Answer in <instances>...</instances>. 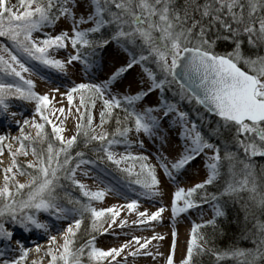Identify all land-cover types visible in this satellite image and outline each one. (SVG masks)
I'll list each match as a JSON object with an SVG mask.
<instances>
[{
  "label": "snow or ice",
  "instance_id": "obj_1",
  "mask_svg": "<svg viewBox=\"0 0 264 264\" xmlns=\"http://www.w3.org/2000/svg\"><path fill=\"white\" fill-rule=\"evenodd\" d=\"M84 4L88 6L87 16L82 14L77 17L76 9ZM190 6L186 2L181 13L174 0H18L16 5L11 0H0V37L11 41L14 49L13 51L0 46V50L8 56L6 59L4 55H0V116L9 113V100L16 98L34 101L35 112L45 122H32V126L37 129L36 138H33L25 134L24 126L29 121L24 120L23 125H20L21 136L15 138L20 141L21 155H28L24 141L31 142V154L36 157V161L28 163L27 168L35 169V174L27 173L31 177L30 181L27 184L15 183V193L10 191L9 182H14L15 176H9L8 173L13 168L18 171L20 168L15 159L17 153H12V166L5 169L4 186L0 188V240L10 242L13 235L4 227L5 218L25 231L37 229L47 233L49 224L42 223L37 218L43 212L57 220L72 218V222L64 230L62 250L57 249L54 253L49 248L47 252L51 257V264H85V256L88 261H95L96 264L108 261L109 258L119 264L116 258L128 244L105 251L96 247V236L93 234L84 245L76 246L77 233L85 215L91 219V232L103 234L101 230L106 213L111 214L112 223H115L119 212L114 208L98 210L92 206V201H102L106 192L114 189L106 186L98 191L88 190L76 175L82 166L94 164L95 161L86 159L83 152H77L74 157L71 150L80 136L84 137L85 147L97 142L99 147L94 151L98 153L99 159L130 178L129 186L139 185L143 190L141 195H160V181L155 166L147 163V156L128 152L117 158V154L112 151L114 146L122 143L129 148L132 146L128 141V133L133 130L132 125L138 135L143 133L153 140H159L163 147L167 142V133L162 128L161 118L153 113H162L165 119L171 116V127L177 129L178 138L182 141V150L176 159L169 162L162 152L157 157L170 180L176 182L182 170L197 158H205L206 179L188 189L178 187L174 192V218L201 207L198 201H202L211 203L213 219L207 225L215 227L216 218L225 215L220 204L221 198L243 199L245 194L249 204L264 213V166L258 172L254 160L256 157L264 158V55L245 56L241 49L243 40L240 39L242 35H246L250 46L264 45V0H205L202 5L197 4L191 12ZM196 13H199V20L195 18ZM61 18L71 20V33L61 31L51 35L44 32L46 28H54ZM205 18L209 21L207 28L202 24ZM82 24L92 26L81 29ZM215 25L230 34L223 38L231 39L235 44L232 52L217 54L214 51L215 41H210L206 32ZM105 29L109 30L107 35L103 31ZM35 33L42 35L35 37ZM113 41L124 47L125 51H128L129 45L139 48V54L129 52L130 59L127 64L117 68L101 84L80 83L68 90L66 95L68 103L72 104L73 93H79L81 105L85 107L86 100H90L93 107L96 99L102 100L101 127L116 108H121L124 113L123 121L117 118L114 133L96 134L92 127L93 117L86 114L83 117L86 123L77 125V135L65 141L61 135L63 129L54 124L48 115H44V110L50 103L49 95L36 93L34 81L27 79L24 74L39 72L41 66L43 69L64 74L66 66L73 61L83 63L87 71L92 63L87 57L82 58L81 49H91V54L94 55L96 49L107 48ZM69 45L76 54L69 56L66 61L55 58L52 54L61 49L66 50ZM29 61L35 63L29 66ZM146 62L155 65V71L145 66ZM136 64L141 65L147 76V88L122 98L112 95L111 86ZM6 77H12V80L8 81ZM173 85L177 86L174 95L179 96L180 101L194 102L210 117L217 119L204 121V117L198 116L204 121L198 124L189 118L187 112L179 109L178 103H169L163 98V93ZM157 90L161 93L158 106L148 107L142 112L137 111V102ZM86 93L90 95L86 96ZM106 93L109 98H105ZM59 111L62 113L63 109ZM15 115V112L11 113V116ZM124 122H128V126H123ZM45 124H51L52 134L55 141L59 142V147L54 146V142L45 132ZM4 139V136H0V141ZM213 140L219 142L214 143ZM37 143L40 144L39 149L36 147ZM139 144L143 147V141H139ZM209 152L211 155H208ZM137 163L139 171H135ZM83 175L101 184L104 182L99 175L89 177L87 171ZM61 180L70 181L76 186L87 198L86 202L67 198V203L72 207L61 203L58 195V189H64ZM221 180L222 190L209 197L207 187L217 185ZM24 189H27L26 195L22 191ZM136 207V200L127 204L129 210ZM164 210L160 208L150 215L145 212L139 215L142 218L147 215V219L154 221ZM144 222L141 219L140 223ZM203 226L206 225L193 224L187 255L182 264H195L194 258L206 251L215 257L216 264L228 260L235 261V264H264V223L257 221L255 225L256 231L252 236L254 247L222 251L203 247V244L209 243L199 232ZM175 235L173 232V250ZM133 239L137 244L140 243L138 237ZM55 240V236L50 237V241ZM17 244L20 246V257L2 259L0 264H21L28 250L20 241ZM146 246L147 242L140 245L141 248ZM3 255L0 252V257ZM167 264H173L171 255L167 258Z\"/></svg>",
  "mask_w": 264,
  "mask_h": 264
},
{
  "label": "rangeland",
  "instance_id": "obj_2",
  "mask_svg": "<svg viewBox=\"0 0 264 264\" xmlns=\"http://www.w3.org/2000/svg\"><path fill=\"white\" fill-rule=\"evenodd\" d=\"M11 3L16 5L18 4V0H11ZM87 12V4H84L82 7L76 9L77 17L82 14L87 16ZM71 23V20L61 18L56 23L54 28H46L44 29V32L51 35L59 34L61 31H69V33H71ZM91 26V24H82L80 25V28L85 29ZM40 35L42 34H34L35 37H39ZM0 46L7 47L14 51L11 41H9L6 37H0ZM52 54L55 56V58L65 61L69 56L75 55L74 50L70 45L66 50L61 49L59 51L53 52ZM0 55H4L5 58L8 59L7 54L2 50H0ZM85 57H87L92 63V67L87 71L85 70V66L83 63H81L80 61H73L72 64H68L66 66L67 70L64 74L57 73L54 70L43 69L42 66L39 72L33 71L24 74L27 79H31L34 81V91L36 93L40 95H49L50 103L48 108L44 110V114L48 115L49 119L52 120L54 124L63 129L61 135L64 137L65 141L70 139L72 136L77 135V125L86 123V119H83L86 114L92 115V127L95 129L96 134H100L102 132L106 133L105 123L101 127L100 121V113L103 109L102 100H96L95 107L92 106V102L90 100H86L87 108L85 111H83V107L80 102V94L73 93V102L72 104H69L66 95L67 91L70 90L73 86L80 83L101 84L103 81L107 80L108 77L117 68L125 66L130 59L128 53L114 41L109 44L107 48H100L94 55L91 54ZM33 63L35 62H28L29 66H31ZM6 80L11 81L12 77H6ZM147 86V76L141 65L136 64L132 69L126 72L117 82H115L111 86L110 91L112 95H115L118 98H122L125 95H135L137 92L145 90ZM56 88H58L59 91H54V89ZM105 98H109L108 93L105 94ZM160 100L161 93L159 92V90L152 92L148 96L144 97L143 100L137 102L136 110L142 112L148 107L155 108L156 106H158ZM9 104L11 106L18 105L19 107H23V110L19 114L15 115V124L13 125L9 126L6 124H2L0 118V136L5 137L3 141H0V145L3 147L1 149L2 153L0 154V188L4 186L5 169L12 166L13 152L17 153L15 159L20 166L19 171L16 168H13V171L11 173H8L9 176H15V181L9 182V188L11 191V186H13V184H27L29 182L28 178L20 173L27 170L28 163H34L36 161V157L31 154L32 144L30 141H24L25 150L28 152V155L25 156L19 153L20 141L15 138L21 136L20 125H23L24 120L27 119L29 121V124L24 126L25 134L36 138L37 129L32 126V122H45L41 120L40 115L35 112L34 101L29 102L11 98L9 100ZM59 109H63V112L61 113ZM153 115H157L161 118L162 128L167 133V142L163 147H161L159 140H153L143 133H140L138 135L133 128V130L128 133V141L132 146L129 148L122 143L120 145L114 146L112 148V151L117 154V158H119L120 155L127 154L128 152H131L133 155L137 156H147V163L155 166L156 175L160 181L158 188L160 195L154 197L141 195L140 193H142L143 190L139 187V185L131 184V186H129L130 178H127L128 180H126L117 176L111 170V168L96 160H92L95 161L94 164L82 166L81 169L77 171L76 178L81 183L85 184L87 189L90 191L102 190L106 186H110L114 189L113 191H107L102 201H92L93 207L97 208L98 210L114 208V210L117 211V207L122 206L125 211L124 214L115 217V223H112L111 214L106 213L105 223L103 224V228L101 230L103 234L99 232L96 235L95 244L97 248L104 249L105 246H102L100 244V241L106 239L112 242L118 234H127L131 236L134 234L140 239V243H136L132 251L141 248L140 245L145 244L148 238L152 240L154 239L153 237L157 239H159L160 237H165L168 239L167 243L164 246H155L153 249L154 253L159 254L158 260L155 264H167V258L169 255L173 257V264H182V261L186 258L187 255V247L188 242L191 238V230L193 224L202 225L212 220L213 208L211 203H201V207L193 208L188 212L182 213L174 218L172 214L173 194L178 187L188 189L193 187L195 184L202 183L206 179L207 169L205 168V158L203 156L197 158L193 163L187 166L186 169L182 170L179 173L176 182L170 180L164 173L163 168L160 166L157 157L162 152L165 156H167L169 162L176 159L182 150V141L178 138L177 129L171 127V116L165 119L163 118L162 113H153ZM17 122H19V125L17 124ZM45 125L48 127L49 132L52 134L51 124ZM139 141H143V147L140 146ZM54 144L59 147V142L55 141ZM208 155H211V152H209ZM85 171L88 172L89 177H95L98 175L101 176L104 181L103 184L99 183L95 179L86 178L83 175ZM135 171H139V163L136 164ZM189 176H195L198 181H196L194 184L187 183V178ZM114 191H116L117 193L119 192V194L121 195L119 200L113 198L112 192ZM134 196L139 198L141 197L157 200L158 202H156V204L152 207L153 210L160 208L165 209L162 214H166L167 218H165L164 220L161 214V216L157 218V220H154L151 225L152 229H154V233L151 232L150 235L140 236V234L134 232L132 230L133 228L129 226L130 220L138 215L136 209L129 210L127 208V204L134 199ZM108 197L110 199L113 198V202L109 199V202L106 205V200L108 199ZM37 218L40 220V222L49 224L50 232L48 233L50 235L49 237H45L39 241V245L37 246L39 250H36L35 252L28 250V254L21 262V264H51V257L47 255V252L49 248H51L54 253L57 251V249L62 250L61 246L63 244L64 230L67 228L68 224L72 222V218H69L68 220H57L54 216H50L47 213L43 212L39 213L37 215ZM176 221H178L179 223H177ZM121 223H123V227H121ZM109 225L111 226L109 227ZM4 227L13 235L10 242L0 240V252L4 253V255L0 257V260L17 259L21 255L20 246L17 244V241H20L26 249L28 240H30L27 235L30 231H25L18 224L14 223H6L4 224ZM33 230L40 232V230L37 229ZM155 230H159V232L155 234ZM183 231H185L186 247L180 249L178 248V240ZM173 232H175L176 234L174 250ZM51 236L56 237V240L54 242L50 241ZM24 237H26L25 241H21V238ZM85 259L87 260V256H85ZM109 260L100 261L99 264H108ZM90 264H96V262L92 261L90 262Z\"/></svg>",
  "mask_w": 264,
  "mask_h": 264
},
{
  "label": "trees",
  "instance_id": "obj_3",
  "mask_svg": "<svg viewBox=\"0 0 264 264\" xmlns=\"http://www.w3.org/2000/svg\"><path fill=\"white\" fill-rule=\"evenodd\" d=\"M186 2L191 5L189 8V11L191 12L197 4L202 5L205 2V0H195V3H193V0H174L175 6L181 11V13H183V9ZM195 18L198 20L200 19L199 13H196ZM202 24H204L205 27L207 28L209 24L208 19L205 18L202 21ZM103 31L105 32V35H107L109 30L105 29ZM96 35L98 36L99 34ZM206 35L210 41H215L214 51L217 54L229 53L232 52L233 49L235 48V44L231 39L223 38L224 36L230 34L227 33L224 29L220 28L219 25H215L211 27L210 30L206 32ZM240 39L243 40L241 49L245 56L255 57L256 55H264V45H260L257 47L250 46L247 42L246 35H242ZM127 47H128V51L126 52L128 53V55L129 52L135 55L139 54L140 51L139 48H134L130 45ZM122 48L124 49V47ZM97 51L98 49L95 50V53H97ZM91 52H92L91 49H81L82 58L91 55ZM74 53L76 54L75 50ZM145 66L152 68L155 71V65H153L151 62H146ZM241 67H243V65H241ZM176 90H177L176 85H173L171 89L166 88L163 93V98L166 99L168 102L178 103L180 109L184 112H187L190 119L195 120L198 124L203 123L204 121H214L217 119L215 117H210L199 105H196L194 102L188 103L187 100L180 101L179 96L174 95V92ZM85 95L88 96L90 95V93H86ZM96 100L101 101L100 99H96ZM82 107H83V111H85L87 108V106L86 107L82 106ZM112 112H113L112 116L110 118H106L107 121L105 123L106 133H114L115 129L117 128V123H116L117 118L123 121L124 113L122 112L121 108L113 109ZM198 116L204 117V121H201L198 118ZM123 126H128V122H124ZM132 127L134 128V125H132ZM44 130L45 132L48 133L49 138L53 142H55L53 134L49 132V129L46 125ZM118 138L119 137H117V139ZM213 142L218 143L219 141L213 140ZM54 146L58 147L55 144ZM36 147L37 149H39L40 144L37 143ZM98 147L99 144L97 142H93L88 147H85L84 137L80 136L77 139V144L71 150V154L75 157V154L77 152H83L85 153L86 159L96 160L100 163H103L107 165L109 168H111V170L117 176L128 180L124 176V174L117 172L114 166L106 163L104 160L99 159L98 153L94 151V149ZM2 148L3 147L0 145V154L2 153L1 151ZM254 160L257 165V171L259 172L260 167L264 166V158L256 157L254 158ZM74 164L75 161L73 162V166ZM24 173L25 174L22 175L26 176L30 181L31 177L27 173H32L34 175L35 169L27 168V170ZM61 183L64 185V189H58V195L61 197V203L65 204L68 207H72V205L67 203V198H71L73 200L78 199L86 202V199L82 196L79 189L76 186L72 185L70 181L61 180ZM222 185H223V180H221L217 185L208 186L207 193L209 194V197L212 193L219 194V191L222 190ZM11 191L15 193V184L11 186ZM22 191L26 195L27 189H24ZM16 199H20V197H16ZM198 202L200 204L204 203L202 201H198ZM220 204L223 208L225 215L216 218L215 227H213L212 225H207V223H205L202 225H206V226H203L199 229V232L202 233L209 241V243L207 244H203V242L201 241L203 247L205 249H215L216 251H222L229 248L249 249L254 247V245L252 244V236L256 231L255 225L257 224V221L264 223V213H262L259 209L252 207L249 204V202L247 201L246 194L243 199L222 197L220 200ZM6 223L12 224L10 220L5 218L4 224ZM98 233L99 232L97 233L91 232V219L88 215H85L81 229L77 233L76 246L79 247L81 245H84L86 241L91 238V235L95 234L96 236ZM194 259H195V264H216L215 257L211 254V252L208 251H206L205 254L201 256L195 257ZM85 264H90V262L85 259ZM221 264H235V261L228 260L221 262Z\"/></svg>",
  "mask_w": 264,
  "mask_h": 264
},
{
  "label": "bare ground",
  "instance_id": "obj_4",
  "mask_svg": "<svg viewBox=\"0 0 264 264\" xmlns=\"http://www.w3.org/2000/svg\"><path fill=\"white\" fill-rule=\"evenodd\" d=\"M22 110H23V107H19L18 105L17 106L12 105L9 108V113L7 115L0 116L1 123L9 125V126L15 124V122H14L15 116L14 117L11 116V113L15 112L16 114H19ZM196 181H198V180L195 176H189L187 178V183L194 184ZM112 195H113L114 199H118V200L121 197L119 192L117 193L116 191L112 192ZM113 198L110 199L108 197V199L106 200V205L108 204L109 199L113 202ZM133 200L137 201V207L135 209H136V212L138 215L130 220L129 226L133 228L132 230L134 232L140 234V236L150 235V233L154 231V229H152V227H151L153 220L147 219V215H150V214H152L158 210V209L153 210V208H152L156 204V202H158V201L154 200V199H147V198H141V197L139 198V197H135V196H134ZM117 212H119V215H122V214H124L125 211H124L122 206H118ZM141 212H145L147 215L142 218L139 215V213H141ZM162 218L165 220V218H167L166 214H162ZM141 219L145 220V222L143 224L140 223ZM176 222L179 223L178 221H176ZM115 228H121V227H115ZM48 232H50V231H48ZM48 232L45 233L42 230H40V232L36 231V230L30 231L29 234L27 235L30 240H28V243L26 245V249L35 252L37 250V246L39 245V241L45 237H49L50 234ZM157 232H159V230H155V234ZM104 235H105V233H104ZM134 237H136V235H134V234L132 236L127 235V234H118L114 238V241L110 242L109 240L103 239L102 241H100V244L102 246H105L103 249L105 251H107L111 248H120L122 245L128 244V247L125 248L124 251L121 253V255L116 258L117 261H119V264H155L158 260L159 254L154 253V250H153L154 247L155 246H157V247L158 246H164L168 241V239L165 237H163V239L155 238L152 240H150V238H148L146 241L147 242L146 247L139 248L135 251H132L133 247L136 244V241L133 239ZM25 239H26V237L21 238V241H25ZM185 247H186L185 231H183L179 237V240H178V248L182 249ZM131 253H136V255L133 256V255H131ZM108 264H116V261H111V258H110Z\"/></svg>",
  "mask_w": 264,
  "mask_h": 264
},
{
  "label": "water",
  "instance_id": "obj_5",
  "mask_svg": "<svg viewBox=\"0 0 264 264\" xmlns=\"http://www.w3.org/2000/svg\"><path fill=\"white\" fill-rule=\"evenodd\" d=\"M201 107V106H200ZM202 108V107H201ZM203 109V108H202Z\"/></svg>",
  "mask_w": 264,
  "mask_h": 264
}]
</instances>
